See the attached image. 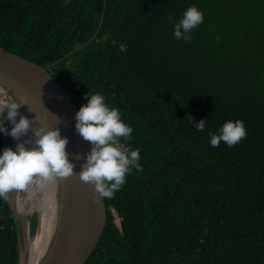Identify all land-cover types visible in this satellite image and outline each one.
<instances>
[{
    "label": "trees",
    "instance_id": "trees-1",
    "mask_svg": "<svg viewBox=\"0 0 264 264\" xmlns=\"http://www.w3.org/2000/svg\"><path fill=\"white\" fill-rule=\"evenodd\" d=\"M189 6L204 20L185 42L173 26ZM103 10L96 39L49 75L78 110L88 92L119 109L142 170L104 198L84 264H264V0H0V51L46 67L87 42ZM228 120L246 137L212 147ZM17 258L0 198V264Z\"/></svg>",
    "mask_w": 264,
    "mask_h": 264
},
{
    "label": "clouds",
    "instance_id": "clouds-1",
    "mask_svg": "<svg viewBox=\"0 0 264 264\" xmlns=\"http://www.w3.org/2000/svg\"><path fill=\"white\" fill-rule=\"evenodd\" d=\"M203 20V13L195 6H189L182 18L174 23V38L190 42L191 31ZM3 91L0 89V92ZM85 99L87 103L80 106L75 114V131L92 147L84 156L78 176L82 182L91 184L99 197L111 199L125 184L132 168L142 170L139 165L140 150H128L121 144V138H131L133 129L123 122L119 109L110 108L105 103V97L99 93L88 92ZM25 104L27 101L23 97L16 102L7 94L0 96V133L16 141L30 131L32 133L29 139L17 143L15 150L5 148L0 152V198L3 199H7V194L13 190H24L33 184L43 187L44 182L74 174L75 165L69 161L65 150L68 140L61 137L58 127L46 130L36 125V119L23 115L17 122L18 109ZM5 119L11 125L10 130L4 126ZM189 119L198 131L205 130L206 120L194 122L191 117ZM246 135L242 120H228L218 133L208 132L212 147H219L221 142L232 147ZM76 159L81 157L77 155Z\"/></svg>",
    "mask_w": 264,
    "mask_h": 264
},
{
    "label": "water",
    "instance_id": "water-1",
    "mask_svg": "<svg viewBox=\"0 0 264 264\" xmlns=\"http://www.w3.org/2000/svg\"><path fill=\"white\" fill-rule=\"evenodd\" d=\"M105 3V0H103ZM102 12L98 27L92 37L58 61L41 67L12 53L0 51V89L16 102L23 97L27 104L18 112L36 119V125L47 129L58 127L61 137L67 138L68 159L75 165L74 174L55 179L54 226L50 243L38 264H84L97 246L106 222L104 198L94 193L91 184L82 182L78 173L84 156L92 145L75 131V114L78 111L64 89L49 75V71L72 54L94 41L101 28ZM59 118V119H58ZM9 148V147H8ZM81 157L80 160L76 156ZM6 199L14 223L17 240V264H27V239L29 224L14 210L12 191Z\"/></svg>",
    "mask_w": 264,
    "mask_h": 264
},
{
    "label": "bare ground",
    "instance_id": "bare-ground-1",
    "mask_svg": "<svg viewBox=\"0 0 264 264\" xmlns=\"http://www.w3.org/2000/svg\"><path fill=\"white\" fill-rule=\"evenodd\" d=\"M3 92H0V96H4ZM6 116V113L4 114ZM17 116V122L19 121V116ZM5 122L9 124V122L5 119ZM10 128V127H9ZM7 136V135H6ZM32 136L31 131L27 133L26 136L21 137L19 141H13L14 143H22L24 140L29 139ZM8 139H11L10 136H7ZM6 142L7 147L11 148L12 144ZM30 147V146H29ZM12 149V148H11ZM55 179L44 182L43 187L39 186V191L41 198L43 196H48L50 193V206L47 208H41V205L37 207L34 203L30 201V197H24L23 194L26 192L25 190H13L12 197H10V201H12V205L17 214L22 218L25 224V228L28 223V217L31 216L32 213L37 212L38 214V223L36 233L32 238L29 237L27 239V253L28 260L27 264H38L40 259L42 258L46 248L48 247L54 226V213H55ZM28 203V204H27Z\"/></svg>",
    "mask_w": 264,
    "mask_h": 264
},
{
    "label": "rangeland",
    "instance_id": "rangeland-1",
    "mask_svg": "<svg viewBox=\"0 0 264 264\" xmlns=\"http://www.w3.org/2000/svg\"><path fill=\"white\" fill-rule=\"evenodd\" d=\"M4 126L10 130L11 128V125L8 124L7 122L4 121ZM10 127V128H9ZM5 138H6V142L7 143H11L13 141H16L14 140L13 138L11 139H8V137L6 135H4L2 137V139L0 140L1 142V149H0V152H2L3 149L5 148H8L7 145L5 144ZM12 144V143H11ZM15 145L16 143L12 144L11 148L13 150H15ZM25 190V189H24ZM23 192V190H22ZM24 197H30V201L32 203H34L37 207L41 205V208H47L50 206V193L48 196H43L41 198V195H40V191H39V186L33 184V185H29L27 186V190L26 192L23 194ZM28 204V203H27ZM35 219V229H34V232L32 234L29 235L30 238L33 237V235L36 233V230H37V223H38V214L37 212H34L31 214V216L28 217V224H29V227H30V224H31V221Z\"/></svg>",
    "mask_w": 264,
    "mask_h": 264
}]
</instances>
